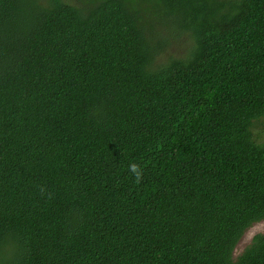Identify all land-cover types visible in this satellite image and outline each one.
Wrapping results in <instances>:
<instances>
[{
    "label": "trees",
    "instance_id": "trees-1",
    "mask_svg": "<svg viewBox=\"0 0 264 264\" xmlns=\"http://www.w3.org/2000/svg\"><path fill=\"white\" fill-rule=\"evenodd\" d=\"M264 0H0V264H264Z\"/></svg>",
    "mask_w": 264,
    "mask_h": 264
},
{
    "label": "rangeland",
    "instance_id": "rangeland-1",
    "mask_svg": "<svg viewBox=\"0 0 264 264\" xmlns=\"http://www.w3.org/2000/svg\"><path fill=\"white\" fill-rule=\"evenodd\" d=\"M260 137V140L261 141H264V131L261 132V134L259 135ZM260 231H264V221L262 222H258L256 224H254L247 232L246 234L244 235V237L242 238V240L240 241L238 247H237V250H236V254H238L239 252H241L246 245H248L253 236L260 232Z\"/></svg>",
    "mask_w": 264,
    "mask_h": 264
}]
</instances>
